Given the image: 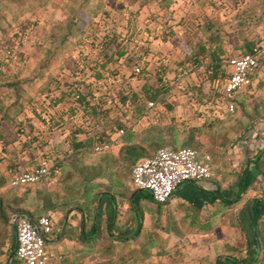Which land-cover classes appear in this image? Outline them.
<instances>
[{
	"label": "rangeland",
	"instance_id": "1",
	"mask_svg": "<svg viewBox=\"0 0 264 264\" xmlns=\"http://www.w3.org/2000/svg\"><path fill=\"white\" fill-rule=\"evenodd\" d=\"M170 1L172 0H0V27L4 30L3 33L0 31V44L7 43L13 48L12 59L6 60L3 58L6 54L0 46V60L4 61L0 66V72H4L0 75V95H4V103H9L13 98L12 88L5 84L8 81L7 75L11 73L20 83V92L23 94L21 99L26 106L21 115L31 117L34 103L42 102L39 109L42 107L50 110L53 119L49 120L55 126L59 123L60 111L63 113V121L68 117L67 108L72 99L67 94V84H74L76 81L80 91L85 92L86 86L80 82L84 81L91 86L94 95H107L108 101L104 107H109V110L106 114H100L97 119L77 111L74 122L88 131L78 138L84 141L91 139L96 125L104 126L110 135L119 128L124 130L118 136L116 145L109 151L99 153L93 150L91 143L75 149L66 141L57 142L64 135L61 132L62 125L50 134V140L56 143L53 150L61 159L59 166L57 165L51 179L36 185L26 195L29 197L25 204L33 211L37 208L36 213H42V197L50 196L59 207L54 212V229L61 225L64 215L72 210L75 217L79 214V221H92L99 196L104 192L113 194L118 211H124V202L129 203L131 192L138 191L130 184L131 170L129 166H125L123 159L122 148L126 145H143L152 154L158 147H180L189 142L201 153L210 156L212 173L219 170L232 173L229 151L239 141L238 137L241 138L251 124L253 128L264 129V65L258 69L255 86L238 95L235 110L229 113L219 95L221 80L204 82V67L195 69L191 62L186 61L188 52L197 48L200 41L207 40V43L211 41L218 45L215 43L238 40L244 46L247 42L263 39L264 20L259 21L258 30L254 29L252 32L251 28V32L242 33V26L248 29L253 20L241 19L223 5V12L220 13H225L229 18L224 15L226 21L205 27L195 21L205 13L200 11L204 9V5L202 8L199 6L198 11H193L194 0H181L179 6L171 10ZM217 1L220 5L223 4L222 0ZM144 6L147 13L141 16L139 11ZM220 13L218 14L222 16ZM167 14L175 15L174 23L179 21L178 14L186 17L182 30L175 36L169 37L170 26L161 25L163 16ZM91 25L98 27L99 36L114 30L119 37H123L126 29L130 32L132 30L131 40L127 44L137 41V47H141L128 48L127 54L117 66L114 67V63L107 66L108 72L115 71L118 76H109V80L104 82L106 88L102 84L98 88V84L93 83V72L86 66L91 65L87 59L91 61L97 57V53L89 51V45H85L91 41L85 33ZM67 27L76 32L61 41L59 32L66 31ZM144 29L148 31V35L146 31L143 35L140 34V30ZM56 30L59 35L52 39L51 35ZM18 32L25 33L22 46L16 40L11 41L14 33ZM58 39L61 41L60 46ZM165 42H169L170 48L162 52L161 47ZM55 44L57 49L53 47ZM143 47H149L146 55L144 53L147 51ZM222 53L229 56L239 51L222 49ZM143 56L150 58L148 83L152 90L156 87L160 89L159 96L153 99V109L148 111L146 117L138 114V109L142 108L144 102L139 105L128 102L127 106H122L116 98L109 100L121 88L126 91H141L146 75L142 77L133 71L138 60L143 61ZM204 56L203 61L207 62V54ZM161 59H164L162 65L165 72L163 82L159 83L154 73L158 70ZM47 94L61 97L57 108L55 107L57 113L53 114L52 108L49 109L48 103L46 104ZM154 111L158 112V116ZM42 112L43 110L40 111ZM24 137L26 136L20 135V138ZM17 139V134L13 131L7 134L3 144ZM44 154L55 156L49 152V147H45L43 151L36 153L37 159ZM254 188L256 193L261 191L259 183ZM15 192L14 188L0 184V194L5 198ZM136 196L142 197L139 204L144 211L138 233L124 241L116 238L117 231H122L126 226L121 218L116 221L112 234H109L103 211L96 237L90 243L75 241L74 244L79 252L86 251L92 257L83 259L75 252L76 257L71 258L73 261L69 264H230L225 257L246 255L243 232L237 221L240 219L242 223L247 218L243 202L239 201L230 207L222 205L217 210L219 218L216 220L209 219L212 209L204 207L190 210L189 219L184 220L182 214L179 216L177 210L172 208L169 210L164 207L161 213H157L146 200L145 191L136 192ZM131 213L133 221V211ZM84 215L85 218L82 217ZM119 216L123 217L124 213ZM243 228L250 233L247 224ZM120 235L124 236V232ZM8 243V239H5L2 252L6 251ZM0 254V264H5L7 257L4 253Z\"/></svg>",
	"mask_w": 264,
	"mask_h": 264
},
{
	"label": "trees",
	"instance_id": "2",
	"mask_svg": "<svg viewBox=\"0 0 264 264\" xmlns=\"http://www.w3.org/2000/svg\"><path fill=\"white\" fill-rule=\"evenodd\" d=\"M81 20L84 21V19ZM260 20L261 21L264 20V17H261ZM92 25H95V23L92 22ZM91 28L90 29L87 28L85 31L86 35H88L91 39V41L86 43L85 45H89L88 47L89 51L91 52L95 51L97 53L98 58L97 60H91V61L90 59H87L91 65H86V66L89 69H91L93 72L92 73L93 83L98 84V88L101 87V85L99 86V84H102L103 87L106 88V85L104 83L105 80H109L110 78L109 76L115 78L118 76L116 75L117 74L116 72L110 73L108 72V70H106V68L111 63L119 64L120 59L125 57V55L127 54V43L131 40L132 32L130 33V30H127L124 33L123 37H119L114 30H110V33H106L103 36H99L98 27L92 26ZM89 30H91V33L88 34ZM0 31H2L3 33L4 30L1 29L0 27ZM74 31L76 32L75 29H72L71 27H67L66 31L59 32L61 33V41L66 38L68 39V36L72 35ZM59 33L56 30L54 33H52L53 35H51L52 36L51 38L52 39L55 38V36L59 35ZM24 36H25L24 32L14 33V37L13 39H11V41L13 42V40H16L18 44L22 46V44L24 43ZM59 40L60 39H58V41ZM51 41L50 43H53ZM61 41L58 42L59 46L61 44ZM199 43L200 44L197 46V48L190 50L188 52L186 61L191 62L195 69L199 68L200 66L204 67V70L206 72V77L203 80L204 82L212 83L214 81L221 80L222 83L227 76V68L225 66L224 60L228 56H225L222 53V49L220 48V46L214 45L211 41L207 43L206 40L204 42L200 41ZM253 44L254 42H247L244 45L245 49L241 50V52L245 53L249 51ZM0 46L2 48V51L6 54L5 56H3V58L5 57L6 60L12 59L13 57L12 46L7 43H2L0 44ZM53 47H56L55 49H57L56 44L53 45ZM205 54H207L208 56L207 62L203 61ZM98 59H100V61ZM3 63L4 61L0 60V66ZM148 65L149 64L147 61L139 62L138 60V63H136L135 67L138 66L139 71L137 72L133 71L142 77L143 76L145 77L146 75L145 82L140 92L126 91L125 89L121 88V90H118L117 94H114V96H112V98H110L109 100L111 101L113 98H116V100L122 106H127L128 102L133 104L135 103L138 105L144 102L142 108L138 109L139 111L138 114L142 117H146L145 107L147 102L153 101L154 98L158 97L160 91L158 87L152 90L151 85L148 83V79H149L148 78L149 74L147 73ZM263 65H264V55L258 58L257 71ZM164 72H165V67L164 65H162V63H160L158 70L154 73L157 82L159 83L163 82ZM3 74L4 72L1 71L0 75ZM7 76H8L7 79L8 81L5 82L6 86L10 87V89L12 88V91L16 94V97H19L20 96L19 81L15 79L14 74L9 73ZM256 77H257V72L253 75L254 79ZM74 82H75L74 84L72 83L67 84V87L69 88L67 94L70 96L72 101L70 102V105L67 108L68 117L67 120L63 122L64 128H66L67 130V138H69V144H71L75 149L84 147L87 143H91L93 147L95 143L107 140L110 137V132H107L104 126L100 127L99 125L98 126L96 125V127L94 128L95 133L91 139H88V141L79 139L78 138L79 135L85 134L88 131L86 130V128L81 127L80 125H77L74 122V116L77 111H81L83 115L94 117L96 119L100 114H106L109 110V107L108 108L104 107L105 102L108 101L107 95L106 96L94 95L91 86L86 84L84 81H80V82L86 86V91L81 92L76 81ZM107 91L109 92V90ZM237 97L234 98L235 107H236V102L238 101ZM4 98H5L4 95H0V122L4 121L7 125L11 127L14 126L18 127L17 128L18 134H23L26 136L27 141L23 144L24 146H29V144H33L34 142L38 141V138L35 134L33 136L29 135L30 132L33 133V131L30 132L26 131L27 119L25 121L23 119L22 120L17 119V115L19 111L23 110V105L21 104L19 105V103L16 100L8 105H5L3 100ZM60 98L61 97H54V96L50 97L49 106L56 107L60 102ZM113 101L115 103V100ZM36 116H38V114H36ZM117 125L119 124L117 123ZM251 128H253L252 124L249 125L246 129L249 130ZM0 137L3 138L2 135H0ZM239 139L240 137H238V140ZM184 146L194 147L190 145L189 142L184 144ZM35 147L38 148L39 146L35 145ZM52 151H53L52 153L55 154L56 151L54 150ZM259 152H261L259 157H257L252 163L256 168V173L257 175H259L260 180L255 178L252 181V184L253 183L256 184L258 181L259 182L264 181V147ZM122 153H123V159L125 160V166L127 167L129 166L130 170L140 158L146 155L149 156L151 154L143 145H126L122 148ZM43 156L48 157L51 155L44 154ZM261 156L263 157L262 160H261ZM54 157L57 159L59 166L61 159L57 154H55ZM54 172H52L50 178L53 177ZM245 172H246V168L242 171V173L244 174ZM1 183H2V178H0V184ZM39 184L41 183L26 184V185L14 187L16 192L13 193V195L10 196L9 198H5L3 195L0 194V226H1L0 252L4 253L5 256L7 257L6 258L7 262L5 264H22L21 261L15 255V232L13 225L14 216L17 213H25L26 215H28V217H30V219L35 221L39 216L44 215L49 217L50 213H54L59 209V207L55 205V201H53V199L50 196H46V197L41 196L42 198H44V202L42 204V209L44 210V212L42 213H36L37 208L36 211H33V209H31L28 205L25 204L27 203L29 197V196L27 197L26 195H28L31 192V190L34 189V187ZM245 189L246 186H244L243 184V177H242L237 182L236 190L232 198L226 197L224 195V193L226 192L218 191L217 194H213L212 192L210 194H212L213 197L218 198L223 205L232 206V204H236L242 199V194ZM260 190L261 191L256 193L254 197L242 203L244 206L249 204V210L247 211L246 221H242L241 223L240 219H237L239 228L243 232L242 234L244 236V241H245L246 255L244 257H235V256L225 257L226 261H228L230 264H264V195H263L262 186L260 187ZM138 191L131 192L129 197V203L133 211L132 232L130 235L125 237L120 235L121 232L125 231V229H123L122 231L118 230L115 236L119 240L124 241L126 239L133 237L134 235H136V233H138L139 229L141 228V219L143 218L144 211L139 204L142 197L136 196V192ZM146 198H147L146 200L152 204L150 206L151 207L153 206L152 207L153 210H155L157 213H161L162 207L165 203L155 202L148 193H146ZM103 203H108L112 208L116 207L114 195L111 193L109 194L108 192L101 193L99 196L98 204L102 206ZM113 217H114V213L113 216L106 221V230L109 234H112L111 230L116 228ZM244 224L245 225L247 224L250 233H247L245 231V229L243 228ZM98 226L94 225V228L97 229ZM126 230H129V226H127ZM54 233L55 231L53 225L52 231L47 235L46 238L48 239V237ZM5 239H8L9 243L6 251L2 252L3 250L2 247L5 244ZM223 264H227V263L224 262Z\"/></svg>",
	"mask_w": 264,
	"mask_h": 264
},
{
	"label": "crops",
	"instance_id": "3",
	"mask_svg": "<svg viewBox=\"0 0 264 264\" xmlns=\"http://www.w3.org/2000/svg\"><path fill=\"white\" fill-rule=\"evenodd\" d=\"M223 4H219V1L217 0H194L192 3L194 4V9L193 11H198L199 8H202L204 5V9H200V11L205 12L203 16H198L196 18V23L203 24L205 27H209L213 24L222 23L226 21L224 18V15L220 13V11L223 12L222 6L225 5L229 10L231 9L230 12L236 13L237 16L241 19H252L253 24L251 27L248 29L245 28L243 24L241 28L242 33H248L252 32L253 30H258L260 27L259 21L261 17H264V0H226ZM181 0H172L170 1V7L171 10L173 8H177L179 6ZM200 6V7H199ZM162 7V6H160ZM199 7V8H198ZM159 10V7H157ZM141 16L146 15L145 11V6L141 7V10L139 11ZM218 13H220L222 16H220ZM161 14V13H160ZM185 14V13H184ZM155 15V14H154ZM202 15V14H200ZM175 15H165L163 16V24L162 27L165 25L166 27L170 26L169 29V37L175 36L176 33H180V30H182V25L183 22H185L186 17H183L184 15H179L178 14V23H174L173 18ZM227 18H229L227 15H225ZM205 18V19H203ZM151 19V17H150ZM256 21V22H255ZM140 29L141 26H138ZM171 29L173 31H171ZM129 29H126V31ZM125 31V32H126ZM146 31V34L148 33L147 30H140V34L143 35L144 32ZM163 31V30H161ZM175 31V33H173ZM132 32V30H131ZM130 32V33H131ZM148 35V34H147ZM264 39L254 41L255 43H258L260 41H263ZM149 46V43H147ZM215 44H218L221 49L225 50H236L239 51L237 54H232V55H238L243 52L241 50L245 49V46H243L238 40L236 42H232L231 40L228 41H223V42H217ZM253 44V45H254ZM164 45L166 47H164ZM163 47H161L162 52L163 51H168L170 48L169 42H165ZM63 46V45H62ZM138 43L134 44H127V49H136V48H141L137 47ZM162 46V45H161ZM144 51H147L144 53L145 55L148 53V48L143 47ZM95 52V51H94ZM157 54V53H156ZM229 55V56H232ZM156 56V55H155ZM98 57H96L97 60ZM157 58V57H156ZM53 60V58H51ZM143 61H147L148 64H150V58L147 56H143L141 58ZM100 61V59H98ZM164 59L160 60V63L163 62ZM121 61V59H120ZM119 61V62H120ZM112 64V63H111ZM118 64L114 63V67L117 66ZM115 72V71H114ZM93 78V77H92ZM255 84L253 85V87ZM251 87V88H253ZM9 94V93H8ZM7 94V95H8ZM13 95V98L9 103H4L5 105L10 104L13 101H17L19 105H23V110H25L26 106L24 102L22 101L23 99V94L20 92V96L16 97L15 93H11ZM9 96V95H8ZM54 95L52 94H47L45 100L46 104L48 103L49 109L52 108V112L57 113L58 111H55V107L49 106V99ZM2 97V96H1ZM22 98V99H21ZM36 100L37 97H34ZM42 103V102H41ZM41 103H34V107L32 108V115L31 117H27L25 115H21L22 111H19L17 115V119L19 120H26L27 123V128L26 131L30 132L29 135L33 136L34 134L37 136L38 141L34 142L33 144H29V146H24L23 144L27 141L26 137L20 138V135L23 134H18L17 128L18 127H11L7 125L4 121L0 122V135L3 136V138L0 137V143H1V148H0V178H2V183H5L9 177H11L13 174L24 170L34 164L37 163L38 159L36 157V153L38 151H43V148L49 147V152H53L52 150L54 147H56V143L53 142V140H50V134L53 133V131L59 126L61 129H63L61 132H64V137L62 136L60 141H66L67 144H69V138H67V130L64 128V121L61 119L63 113L60 111L58 116H59V123L57 122L55 126H52L50 123V120L52 121V113L50 114V110L48 109H42L40 107L39 109V104ZM45 106V105H44ZM57 108V106H56ZM40 113V111H42ZM38 114V116H36ZM154 114L158 116V112L154 111ZM155 115V116H156ZM49 116V117H48ZM49 118H51L49 120ZM203 119V117H201ZM200 118V119H201ZM29 119V120H28ZM264 127V126H263ZM60 129V128H59ZM15 132L17 134L18 139L10 142L9 144H3L5 141V138L8 133ZM35 145L39 146L38 148L35 147ZM264 147V129L254 127L246 131V133L239 139L236 144H234L230 151H229V160L231 163V167L233 172L232 173H225L222 170H219L217 172H213L210 178L205 179V180H200V181H194V182H187L184 183L183 185L180 186L179 189L176 190L174 193L173 197L171 200L166 202L163 207L168 208L169 210L172 208L174 210H177V214L180 216L182 214V218L184 220L189 219V211L194 210L195 208H206L212 209V213L209 216V219L211 220H216L219 218L217 210L221 208L223 205L222 202L218 199L213 197L211 192L213 194H217L218 191L220 192H226L224 195L228 198H232L237 182L240 180V178L243 177V184L246 186V189L244 190L242 194V199L240 200L241 202H246L250 198L254 197L256 194L255 191V186L257 183H259L260 187L262 186L263 188V195H264V181L257 182L256 184L253 183L252 181L256 178L260 180L259 175L256 173V168L254 164L252 163L257 157H259L260 153L259 152L262 148ZM47 152V151H45ZM263 157L261 156V160ZM246 168V172L243 174L242 171ZM51 179V178H49ZM233 205V204H232ZM230 207V206H229ZM123 210L120 209L118 211L119 207L112 208L108 203H103L102 206L97 204L95 210L93 211V220L88 221V219H83L79 221V214L77 213V216L75 217L74 210H72L69 214H65L63 217V220L61 222V225H59L56 229H54L55 233L52 234L51 236L48 237L46 241V248L52 253L53 259L49 264H69L73 260H70L76 255L83 259L91 258L92 256H88L86 251H81L79 252L78 249L75 247V241L80 242L81 244L83 243H90L97 235L98 229H99V219L101 217L102 212L104 211L105 215V220H109L114 213V221L116 224V221L121 218L124 219L125 223V231H124V236L127 237L128 235L131 234L132 232V208L130 203L124 202L123 205ZM128 208V209H127ZM245 209L248 211L249 210V204L245 206ZM79 212V211H78ZM119 212V213H118ZM124 213V216H119L120 213ZM84 214V213H83ZM82 214V215H83ZM86 217V215L82 216ZM55 214L52 213V219L54 221ZM247 219V218H246ZM246 219H243L246 221ZM128 220V223H127ZM187 221H185L186 223ZM189 223V222H187ZM94 225H97L98 228L95 229ZM127 226H129V230L127 229ZM128 234V235H127ZM78 258V257H77ZM85 263V262H84Z\"/></svg>",
	"mask_w": 264,
	"mask_h": 264
},
{
	"label": "built area",
	"instance_id": "4",
	"mask_svg": "<svg viewBox=\"0 0 264 264\" xmlns=\"http://www.w3.org/2000/svg\"><path fill=\"white\" fill-rule=\"evenodd\" d=\"M264 55V40L252 45L245 53L228 56L225 60L227 76L221 83L219 95L226 112L235 109L234 98L253 87V75L258 72V58ZM139 71V67H135ZM153 101L145 107L146 116L152 110ZM124 132L120 128L110 137L93 145L97 153L109 151L117 144V138ZM54 156H42L37 163L21 170L4 183L14 188L26 184L42 183L57 169ZM212 166L210 156L194 147L162 146L151 155L140 158L130 171V184L134 189L145 191L158 203L172 199L181 185L187 182L210 178ZM15 232V255L22 264H49L54 258L46 248L47 235L52 231L54 221L50 216H39L35 221L25 213H17L13 218Z\"/></svg>",
	"mask_w": 264,
	"mask_h": 264
}]
</instances>
